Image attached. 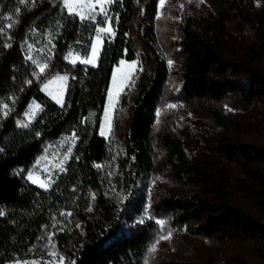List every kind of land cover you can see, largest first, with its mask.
<instances>
[{
  "label": "trees",
  "instance_id": "obj_1",
  "mask_svg": "<svg viewBox=\"0 0 264 264\" xmlns=\"http://www.w3.org/2000/svg\"><path fill=\"white\" fill-rule=\"evenodd\" d=\"M158 1H116L115 36L111 42L104 41L97 65L90 66L62 58L73 45L87 54L92 40L79 18L62 10L61 0H29L27 4L0 0V264L44 258L53 245L66 264H142L147 246L156 237V224L142 216L159 146L180 185V191L161 202L175 231L183 229L221 244L242 237L264 240V223L247 211L226 203L205 205L187 189L194 181L227 198L230 182L224 176H206L188 160L173 131L156 127L170 77L157 36ZM207 1L208 15L182 18L186 102L194 111L208 114L225 157L238 163L256 185L257 191L246 196L264 214L261 159L233 139L238 125L213 107L226 96H256L228 76L230 61L223 54L227 14L235 11L249 24L252 19L241 0ZM56 23L52 62L38 74L23 44L33 28L45 31ZM256 58L252 50L244 70L263 80ZM121 60H136L137 69L116 100L106 138L99 134V125L113 70ZM59 74L69 75L63 106L42 91V84ZM32 100L42 104V111L29 128L17 127L16 117ZM93 113L95 123L87 124ZM70 134L78 137L77 145L66 171L51 188L42 189L14 173L17 167L30 166L47 142Z\"/></svg>",
  "mask_w": 264,
  "mask_h": 264
},
{
  "label": "rangeland",
  "instance_id": "obj_2",
  "mask_svg": "<svg viewBox=\"0 0 264 264\" xmlns=\"http://www.w3.org/2000/svg\"><path fill=\"white\" fill-rule=\"evenodd\" d=\"M115 2L106 5L109 15L112 17L110 24L114 33L118 22L116 19L118 16L113 10ZM241 2L249 13L252 24L243 21L235 11L227 14L228 31L224 38L223 54L230 61L228 76L237 81L244 89L253 90L256 96L251 99L226 96L221 101L214 103L213 107L221 110L227 119L233 120L238 125V130L232 133L233 139L255 152L261 159L259 161L260 168L264 169V0H241ZM181 4H183V8L180 7ZM209 9L207 0H204L203 3L200 0H191V2L189 0H165L163 8L160 7L158 1L157 36L166 56L167 64L169 60L173 63L171 66L168 64L170 77L162 104L157 111L156 127L173 131L180 140L188 160L199 167L206 176H224L229 180L230 187L227 190V198L219 197L209 186L194 181L189 182L187 189L197 194L203 204L211 206H216L219 203L234 205L247 211L256 221L264 223V214L255 206L253 200L246 196V194H253L257 191L256 185L238 163L225 157L217 137L218 130L208 114L200 110L194 111L186 102L181 75V64L184 58L180 46L182 18L186 15L206 16ZM96 11L99 12V6ZM100 19L101 17L98 16L96 21L83 23L89 32L90 41L96 36V27L107 26L98 24L97 21ZM57 25L58 23L47 27L45 31L33 28L23 44L25 56L27 59L29 56L32 57V60H28L36 67L38 74L42 73L38 65H50L52 62L58 36ZM114 36L115 34L110 38L104 36V39L111 42ZM78 48L77 45H73L71 50L62 55V58L70 62V59L67 58L68 53L72 52L73 58H76L80 54ZM252 50L256 51L255 64L263 75V80L253 78L244 70V64L248 62ZM33 60L37 63H33ZM133 61L136 60L127 62ZM119 66L120 63L114 68L112 77ZM56 76H65V74ZM112 77L108 92L113 90ZM54 78L55 76L48 80ZM48 80L42 84V91L50 96L49 91L44 89ZM68 81L69 76L65 86L63 104ZM116 100L117 98L114 97V108ZM37 105L38 108L35 107ZM58 105L61 106V104ZM107 105L108 98L105 108ZM168 105H175V107L169 108ZM42 109L43 106L39 101L32 100L26 110L16 117V126L22 129L29 128ZM32 112L34 115H30ZM102 121L103 115L100 125ZM86 123L90 125L95 123V113L86 120ZM22 124H26L27 127H22ZM77 141L78 137L75 134H70L47 142L41 154L30 166L17 167L14 169V173L23 174L27 180H29L28 174L32 173L40 180L50 184L47 189L51 188L66 171ZM69 149H71L70 153ZM65 157L67 159H64ZM29 181L32 183L31 180ZM35 185L39 186L38 183ZM178 191H180L179 182L170 172L167 157L159 146L156 169L150 183L147 204L142 216L143 219L154 221L156 237L147 246L142 264H264V240L260 238H233L227 239L225 243L221 244L212 242L202 235L186 234L183 229L180 230L181 232L178 229L175 231L168 221L167 213L164 212L161 202L165 196ZM157 220H163L165 224L161 226L156 223ZM169 233H171L169 239H160L161 236H167ZM153 246L156 251L150 252ZM49 251L56 253L55 259L48 255L44 258L26 260L37 261L39 264H46L48 261H51V264H66L65 258L58 253L55 247ZM61 256L64 258L62 262L59 260ZM15 261L7 264H14Z\"/></svg>",
  "mask_w": 264,
  "mask_h": 264
},
{
  "label": "snow or ice",
  "instance_id": "obj_3",
  "mask_svg": "<svg viewBox=\"0 0 264 264\" xmlns=\"http://www.w3.org/2000/svg\"><path fill=\"white\" fill-rule=\"evenodd\" d=\"M115 0H61L62 3V10H66L69 16L72 17H78L81 23H84L85 21H96L97 17L100 16L101 19L97 21L98 24L107 25L106 27L98 26L95 28L96 36H95V42L91 45V53L86 55L84 58H80L77 56L76 58H73V53L69 52L68 57L70 59V62L72 64H76L77 61H79L82 64L86 65H92L96 66L97 62L100 58L99 54L101 51L102 46V40H101V34H104L105 36H109V38L114 35L113 28L110 24V21L112 17L109 15V12L106 8V5H110ZM191 2V0H189ZM201 3L204 2V0H200ZM19 3L21 4H27L29 3V0H19ZM165 0H159V5L161 8L164 7ZM99 6V12L96 11V8ZM181 8H183V4L180 5ZM17 12H19V8L16 9ZM9 24L8 27H11V21L12 16L7 17ZM118 21V17L116 18ZM0 31H3V26L0 25ZM28 59L32 60V57L29 56ZM33 63H37L35 60H33ZM137 63L136 61H133L131 63L121 60L120 66L117 67L116 72L113 74L112 77V83H113V90H110L108 92V105L103 111V121L99 127V134L101 136L107 137L111 133L112 129V114L114 110V97L118 98L120 93L123 91L124 87L128 84L130 78L134 79V73L137 69ZM172 61L169 60L168 64L169 66L172 65ZM40 68V71L43 73L45 69L48 67L47 64L38 65ZM142 70V69H141ZM68 80V76H55L54 79L48 80V83L44 85V89L46 91H49V95L56 101L57 104H61L63 106V96L65 93V86L66 82ZM51 89V90H50ZM35 107H39L38 105ZM169 108H174L175 105H168ZM4 108L7 109L8 105L5 104ZM231 110V109H229ZM7 111H5L4 115H7ZM30 115H34V112L30 113ZM159 115V113H158ZM22 127H27L26 124H22ZM73 139H75V136H73ZM71 152V149H69V153ZM64 159H67L65 157ZM97 167H100L97 165ZM28 179L32 181L34 184H39L41 188L47 189L50 184L46 181H42L39 179V177L34 176L32 173L28 174ZM70 215V213H69ZM142 222V221H141ZM157 224L163 226L165 224V221L163 220H157ZM171 236V233H169L167 236H161L160 239H169ZM49 239H51V236H49ZM54 248V245H53ZM156 248L153 246L150 249V252H155ZM49 256H52L54 259L56 257V253L54 251H49ZM59 260L62 262L64 258L61 256L59 257ZM14 264H39L37 261H28V260H16ZM46 264H51V261L46 262Z\"/></svg>",
  "mask_w": 264,
  "mask_h": 264
},
{
  "label": "crops",
  "instance_id": "obj_4",
  "mask_svg": "<svg viewBox=\"0 0 264 264\" xmlns=\"http://www.w3.org/2000/svg\"><path fill=\"white\" fill-rule=\"evenodd\" d=\"M104 34L102 35L101 34V40H102V46H101V51H102V48H103V45H104V41H105V39H104ZM94 39H95V36H94V38H93V40L91 41V44H90V46H89V48L87 49V54H85L84 52H82V51H80L79 53L81 54H79V57H81L82 56V58H84L86 55H88V54H90L91 53V45H92V43L94 42ZM101 51H100V53H101ZM99 56H100V54H99ZM67 61V60H66ZM68 62H69V60H68ZM77 63H80L79 61H77ZM90 66H92V65H90ZM59 75H63V74H59ZM65 75H68V74H65ZM69 76V75H68Z\"/></svg>",
  "mask_w": 264,
  "mask_h": 264
}]
</instances>
